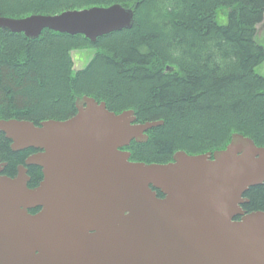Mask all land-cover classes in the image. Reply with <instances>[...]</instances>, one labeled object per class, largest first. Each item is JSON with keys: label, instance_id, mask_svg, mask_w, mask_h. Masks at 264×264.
<instances>
[{"label": "water", "instance_id": "water-1", "mask_svg": "<svg viewBox=\"0 0 264 264\" xmlns=\"http://www.w3.org/2000/svg\"><path fill=\"white\" fill-rule=\"evenodd\" d=\"M132 25V9L118 4L0 16V30L27 39L50 30L94 43ZM74 106L63 121L0 120L9 150H38L26 164L42 171L34 189L21 169L0 176V264H264V212L241 209L264 183V147L232 134L212 154L132 162L122 149L161 121L138 124L132 110L115 114L86 96Z\"/></svg>", "mask_w": 264, "mask_h": 264}, {"label": "trees", "instance_id": "trees-1", "mask_svg": "<svg viewBox=\"0 0 264 264\" xmlns=\"http://www.w3.org/2000/svg\"><path fill=\"white\" fill-rule=\"evenodd\" d=\"M111 4L132 9V28L94 44L48 30L34 40L0 30V120H65L86 96L115 114L132 110L136 123L162 122L146 132V142L123 149L134 162L212 153L232 134L264 147V75L255 73L264 62L257 38L264 0H0V16ZM82 49L95 53L75 70L71 53ZM25 154L11 152L0 135L6 174ZM243 197L244 211L264 212V184Z\"/></svg>", "mask_w": 264, "mask_h": 264}, {"label": "flooded vegetation", "instance_id": "flooded-vegetation-1", "mask_svg": "<svg viewBox=\"0 0 264 264\" xmlns=\"http://www.w3.org/2000/svg\"><path fill=\"white\" fill-rule=\"evenodd\" d=\"M23 151H27V154H25L22 157L20 162H17L15 164L14 170L11 171L9 174L5 173L6 163L2 162L1 159H0V166L3 165L2 166V171L0 172V176H4V177L10 178V179H14L15 177H17L18 169H21V170H23L25 172V176L27 178V180H26L27 187L29 189H34V188H36L39 185V183L42 180V171H41V169L39 167H37L35 165H27L26 161H27V159L30 156L38 153V150L26 149V150H23ZM34 172H36L39 175V178L37 180L33 176ZM38 211H39V209L27 210L28 214H30V215H34V214L38 213Z\"/></svg>", "mask_w": 264, "mask_h": 264}, {"label": "rangeland", "instance_id": "rangeland-1", "mask_svg": "<svg viewBox=\"0 0 264 264\" xmlns=\"http://www.w3.org/2000/svg\"><path fill=\"white\" fill-rule=\"evenodd\" d=\"M109 6V5H108ZM93 7V6H92ZM94 7H107V5H97ZM84 8H90V7H84ZM257 38L262 41V45L264 48V24H260L257 26ZM95 51L91 49H82L81 51H74L71 53L73 63H74V69H82L86 66L88 61L91 59V57L94 55ZM255 73L264 75V62L255 69Z\"/></svg>", "mask_w": 264, "mask_h": 264}]
</instances>
